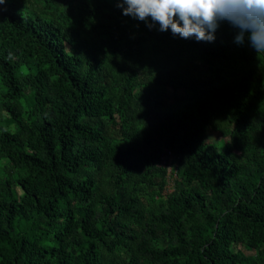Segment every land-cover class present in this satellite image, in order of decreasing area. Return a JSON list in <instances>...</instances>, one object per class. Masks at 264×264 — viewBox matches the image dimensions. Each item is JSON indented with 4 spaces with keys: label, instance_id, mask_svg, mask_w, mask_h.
Segmentation results:
<instances>
[{
    "label": "trees",
    "instance_id": "1",
    "mask_svg": "<svg viewBox=\"0 0 264 264\" xmlns=\"http://www.w3.org/2000/svg\"><path fill=\"white\" fill-rule=\"evenodd\" d=\"M147 23L0 5V264H264V53Z\"/></svg>",
    "mask_w": 264,
    "mask_h": 264
},
{
    "label": "clouds",
    "instance_id": "2",
    "mask_svg": "<svg viewBox=\"0 0 264 264\" xmlns=\"http://www.w3.org/2000/svg\"><path fill=\"white\" fill-rule=\"evenodd\" d=\"M7 0H0L3 5ZM122 14L148 22L149 29L159 25L183 39L214 42L216 31L227 22L236 30L234 40L246 41L264 53V0H115ZM10 58L12 54L10 53Z\"/></svg>",
    "mask_w": 264,
    "mask_h": 264
},
{
    "label": "rangeland",
    "instance_id": "3",
    "mask_svg": "<svg viewBox=\"0 0 264 264\" xmlns=\"http://www.w3.org/2000/svg\"><path fill=\"white\" fill-rule=\"evenodd\" d=\"M207 138L209 141L214 142V143H218V144L224 143V138L221 135V133L218 131H215L213 129L208 130ZM171 160H172V157H169V161H171ZM169 167L172 168V165ZM173 181H174V176H173V174H171L169 176V182H168L167 187L165 189V193H169L170 191H172L173 185H174Z\"/></svg>",
    "mask_w": 264,
    "mask_h": 264
},
{
    "label": "built area",
    "instance_id": "4",
    "mask_svg": "<svg viewBox=\"0 0 264 264\" xmlns=\"http://www.w3.org/2000/svg\"><path fill=\"white\" fill-rule=\"evenodd\" d=\"M170 168V167H169ZM171 169V168H170Z\"/></svg>",
    "mask_w": 264,
    "mask_h": 264
}]
</instances>
